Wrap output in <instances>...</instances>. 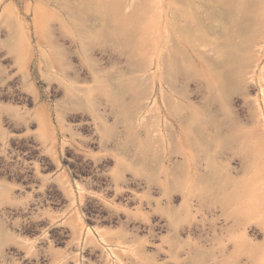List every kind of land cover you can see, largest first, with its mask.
<instances>
[{"label": "rangeland", "instance_id": "rangeland-1", "mask_svg": "<svg viewBox=\"0 0 264 264\" xmlns=\"http://www.w3.org/2000/svg\"><path fill=\"white\" fill-rule=\"evenodd\" d=\"M228 1L0 0V264H264V0Z\"/></svg>", "mask_w": 264, "mask_h": 264}, {"label": "bare ground", "instance_id": "bare-ground-1", "mask_svg": "<svg viewBox=\"0 0 264 264\" xmlns=\"http://www.w3.org/2000/svg\"><path fill=\"white\" fill-rule=\"evenodd\" d=\"M83 1H85L86 4H88V5H91V6L94 5L96 7V9H98L100 12L104 13L105 15H107V16H109L111 18H115L116 17L115 16L116 15L115 0H83ZM223 1H225V0H223ZM231 1H228V2L232 3L233 1L232 2ZM132 25H133L132 21H130V22L129 21H124V22L120 21L118 23L117 33L115 31V35L116 34H117V36L121 35L123 32H126V33L130 34ZM227 58H228V60L230 59L232 61L231 64L233 62L234 63L236 62V60H235L236 57H234V55L233 56L231 55V57L228 56Z\"/></svg>", "mask_w": 264, "mask_h": 264}]
</instances>
